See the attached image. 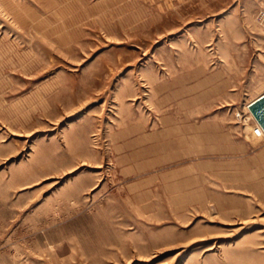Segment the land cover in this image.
I'll use <instances>...</instances> for the list:
<instances>
[{
	"label": "rangeland",
	"instance_id": "1",
	"mask_svg": "<svg viewBox=\"0 0 264 264\" xmlns=\"http://www.w3.org/2000/svg\"><path fill=\"white\" fill-rule=\"evenodd\" d=\"M258 6L0 0V264H264Z\"/></svg>",
	"mask_w": 264,
	"mask_h": 264
},
{
	"label": "crops",
	"instance_id": "2",
	"mask_svg": "<svg viewBox=\"0 0 264 264\" xmlns=\"http://www.w3.org/2000/svg\"><path fill=\"white\" fill-rule=\"evenodd\" d=\"M254 66L255 67L252 70V88L256 89L257 91L251 101L256 99L261 94H264V50L258 52Z\"/></svg>",
	"mask_w": 264,
	"mask_h": 264
},
{
	"label": "built area",
	"instance_id": "3",
	"mask_svg": "<svg viewBox=\"0 0 264 264\" xmlns=\"http://www.w3.org/2000/svg\"><path fill=\"white\" fill-rule=\"evenodd\" d=\"M256 19L260 24L264 26V0H259V6L256 10ZM252 133L254 136V142L258 143L264 139V129L258 122L255 123Z\"/></svg>",
	"mask_w": 264,
	"mask_h": 264
},
{
	"label": "water",
	"instance_id": "4",
	"mask_svg": "<svg viewBox=\"0 0 264 264\" xmlns=\"http://www.w3.org/2000/svg\"><path fill=\"white\" fill-rule=\"evenodd\" d=\"M249 109L252 112L256 121L264 129V94H261L249 104Z\"/></svg>",
	"mask_w": 264,
	"mask_h": 264
},
{
	"label": "bare ground",
	"instance_id": "5",
	"mask_svg": "<svg viewBox=\"0 0 264 264\" xmlns=\"http://www.w3.org/2000/svg\"><path fill=\"white\" fill-rule=\"evenodd\" d=\"M252 102V101H251ZM251 102H249V104L251 103ZM249 104H248V107H249ZM251 115H253L252 113H251ZM254 117V116H253Z\"/></svg>",
	"mask_w": 264,
	"mask_h": 264
}]
</instances>
